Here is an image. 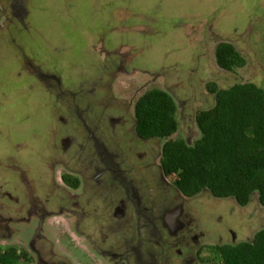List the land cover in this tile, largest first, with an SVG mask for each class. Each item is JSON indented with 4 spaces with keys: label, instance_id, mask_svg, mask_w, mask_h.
<instances>
[{
    "label": "flooded vegetation",
    "instance_id": "af4514ba",
    "mask_svg": "<svg viewBox=\"0 0 264 264\" xmlns=\"http://www.w3.org/2000/svg\"><path fill=\"white\" fill-rule=\"evenodd\" d=\"M29 16V0H0V64L6 61L12 77L0 87V111L9 117L0 113V243L6 246L0 256L11 253L17 264H223L214 249L222 245L208 243L213 239L202 210L209 205L193 202L205 192L215 203L228 197L208 189L181 191L176 174L162 168V147L152 145L161 138L137 134V101L132 117L124 101L126 114L115 113L118 75L109 91L101 90L99 69L90 74L94 79L66 83L27 42ZM122 63L117 68L127 73ZM15 88L22 89L19 105L9 99ZM26 95L33 100L31 110ZM11 226L25 228L26 238L18 240L29 253L9 244L15 236ZM224 234L219 241L244 242H237L241 233L230 224Z\"/></svg>",
    "mask_w": 264,
    "mask_h": 264
},
{
    "label": "rangeland",
    "instance_id": "374dc122",
    "mask_svg": "<svg viewBox=\"0 0 264 264\" xmlns=\"http://www.w3.org/2000/svg\"><path fill=\"white\" fill-rule=\"evenodd\" d=\"M29 8L32 34L27 42L39 58L54 66L52 70L62 72L66 83L94 79L95 75L90 74L99 69L101 90L109 91L118 75L114 89L121 97L112 102L115 113L126 114L125 103L132 117L135 102L148 88L166 85L178 106L179 128L172 138L192 144L200 137L195 117L199 110L215 103L207 88L211 81L220 88L239 82L264 87V0H29ZM226 39L238 43L236 48L246 60L244 67L228 71L217 65L215 48ZM5 62L1 63L5 66ZM122 62L129 72L119 71L121 68L117 66H122ZM135 62L140 65L132 68ZM4 66L0 64L3 89L12 79ZM157 75L160 79L153 80ZM20 90L9 92V99L17 105ZM4 99L5 96L0 98ZM37 102L39 116L44 118L45 98ZM33 105L26 95L25 106L31 110ZM0 113L9 119L8 114ZM164 142L161 138L152 145L160 149ZM195 199V207L209 205L202 215L213 239L208 241L211 245L233 242L228 237L219 241L229 224L241 233L242 239L237 242L251 240L264 228V206L257 193L245 207L238 206L230 197L215 203L208 192ZM11 228L15 229L12 231L15 236L9 238V244L29 253L30 248L18 240L26 238L25 228ZM80 231L86 232L83 228ZM79 238L85 241L84 237ZM3 245L0 243V247Z\"/></svg>",
    "mask_w": 264,
    "mask_h": 264
},
{
    "label": "trees",
    "instance_id": "16d2710c",
    "mask_svg": "<svg viewBox=\"0 0 264 264\" xmlns=\"http://www.w3.org/2000/svg\"><path fill=\"white\" fill-rule=\"evenodd\" d=\"M215 61L228 71L246 64L228 41L215 48ZM207 88L215 103L197 112L200 137L194 143L172 138L179 128L178 106L168 91L158 87L148 88L135 104L137 134L165 139L162 168L166 174H176V184L186 195L208 189L246 206L257 193L264 206V87L239 82L220 88L211 81ZM214 249L223 264H264V228L249 241ZM0 258L3 264L18 262L11 253Z\"/></svg>",
    "mask_w": 264,
    "mask_h": 264
}]
</instances>
